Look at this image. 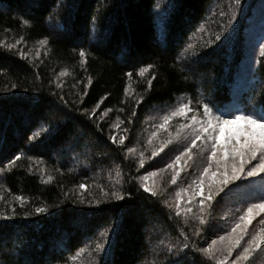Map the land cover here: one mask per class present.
Wrapping results in <instances>:
<instances>
[{
	"label": "trees",
	"instance_id": "16d2710c",
	"mask_svg": "<svg viewBox=\"0 0 264 264\" xmlns=\"http://www.w3.org/2000/svg\"><path fill=\"white\" fill-rule=\"evenodd\" d=\"M21 38L11 50L0 46V213L9 217L0 218V264H212L196 249L261 202L257 180L225 189L194 237L196 222L185 224L164 204L181 187L169 185L171 170L149 178L165 189L162 196L141 187V177L166 167L188 141L173 139L144 168L138 161L141 152L151 155L147 139L162 120L146 130L155 111L164 116L190 101L224 118L264 115V0H0V44ZM62 70L68 75L58 79ZM183 122L174 118L169 128ZM117 134L127 137L123 145L109 139ZM167 138L161 130L153 145ZM262 217L250 234L264 227ZM105 240L104 253L92 251ZM252 264H264V252Z\"/></svg>",
	"mask_w": 264,
	"mask_h": 264
},
{
	"label": "snow or ice",
	"instance_id": "6c2138e0",
	"mask_svg": "<svg viewBox=\"0 0 264 264\" xmlns=\"http://www.w3.org/2000/svg\"><path fill=\"white\" fill-rule=\"evenodd\" d=\"M233 3L239 6L241 0H233ZM24 23L28 24V21L25 20ZM22 39L17 40L13 44L5 42L0 44V46L11 50L16 48ZM216 39L219 40L220 37L217 36ZM39 43L41 46H46L48 40L43 39ZM189 47L191 48L192 45H189ZM19 54L22 58H26L23 51H20ZM37 55H39L38 52ZM86 55L83 50L79 52L82 66L86 63ZM261 55L264 56V48L261 49ZM148 71V68H144L139 72V75L143 77ZM66 75H68L67 70H62L58 75V79ZM127 75L131 79L132 73L129 72ZM152 79H155V77H152ZM152 79L147 82L148 89L152 86ZM88 83L91 84V79L88 80ZM57 86L60 87L59 84ZM127 94L126 90L125 95ZM142 100L143 97H140L136 103L139 104ZM110 111L111 109H107L103 115L107 116ZM90 115H96L95 109ZM131 115L135 116L136 112L133 111ZM177 117L184 122L179 124L175 137H173L172 133L169 132V126L170 122ZM122 123L123 121L117 117L113 127L120 129ZM121 130L123 132L128 131L127 128ZM161 130L168 132V138L162 140L159 146H154L153 141L158 138ZM181 136L188 141L183 150L166 167L141 177L143 181L141 187L151 197L162 196L165 189L161 188L155 180L150 185L148 183L149 178H155L161 173H167L171 170L168 183L169 185H177V181L181 178V173L186 168L193 167L196 163L194 158L198 155L203 162V166L199 168L191 182L187 184V187H178L174 193V198L171 201L165 200L164 204L170 212L174 213L175 217L183 218L185 224L188 223L189 219L195 221L196 224L193 227L192 236L201 237L205 226L209 225L213 202L225 189L231 191L230 185L235 184L237 181L250 179L254 181V178L259 177L261 187L264 189V115L257 116L255 114L240 113L224 118L222 115H214L212 109L206 103L203 104L202 113L193 109L190 101L188 103H180L169 114L163 116L162 122L156 126V130L148 137L147 144L152 146L151 155L145 157L144 153L141 152L138 161L139 167L144 168L146 159L159 156L169 144L173 143V139H179ZM109 139L113 143L118 142L123 145L127 137L120 136L119 140H117V136L112 135ZM194 149L196 150L195 152L193 151ZM127 151L131 154L135 153L136 149L128 148ZM19 159L20 157L17 156L16 160ZM12 163L14 164L15 161ZM116 175L117 177L120 176L119 171ZM48 179L51 180L52 177H48ZM117 183H119V180H117ZM79 187L80 189H86L85 184H80ZM101 191L105 197L111 195L116 200L124 199L117 191L109 193L104 191L103 188H101ZM3 199L4 197L0 195V200ZM14 199L19 201L21 205L25 203L23 196L18 195ZM96 203L99 204L100 201L97 200ZM46 210V208L36 209L37 213H44ZM261 214H264V196L261 197V202L248 206L226 234L220 235L218 239H212L211 243L206 247L196 250L206 260L211 261L212 264H242V262L243 264H252L255 255L258 252H264V227L257 229L251 234L249 232V226ZM0 218L8 219L9 217L0 213ZM259 224L264 225V217L259 220ZM109 231L106 230L103 235L107 237ZM180 234L183 237L181 247L186 249L189 247V236L183 230H181ZM106 243L107 240L96 243L92 251L97 254L104 253ZM82 255L83 252L79 253L76 258ZM97 264H99L98 261Z\"/></svg>",
	"mask_w": 264,
	"mask_h": 264
},
{
	"label": "rangeland",
	"instance_id": "374dc122",
	"mask_svg": "<svg viewBox=\"0 0 264 264\" xmlns=\"http://www.w3.org/2000/svg\"><path fill=\"white\" fill-rule=\"evenodd\" d=\"M155 113H156L157 115H156ZM213 114H214V115H218L217 113H216V114L213 113ZM159 118H163V115H160V113H158V112H156V111H155L151 116H149V118H148V120H147L146 130L149 131L153 126H156V125H157L156 121H158ZM161 122H162V120H161ZM151 130H152V129H151ZM172 131H173V129H170V128H169V132H172ZM141 132H142V130H141ZM144 132H145V131H144ZM144 132H143V133H144ZM149 132H150V131H149ZM150 133H151V132H150ZM167 133H168V132H167ZM175 133H176V131H173V132H172L173 137H175ZM161 134H163V133H161ZM120 136H122V134H117V137H120ZM180 138H183V139H184L183 136H181ZM198 143H199V142H198ZM201 162H202V161H200V160H196V163L193 165L192 168H186L185 171L181 173V178L177 181V183H178L181 187H187V184L191 182L193 176L198 172L199 168L202 166ZM254 180H255V181L257 180V182H256V187H258V186L261 187V184H260V178L257 177V178H254ZM261 189H262V187H261ZM262 191L264 192V189H262ZM109 241H110V240H109ZM80 260H81V259H80ZM80 260H79V261H80ZM82 264H85V263L82 261Z\"/></svg>",
	"mask_w": 264,
	"mask_h": 264
}]
</instances>
